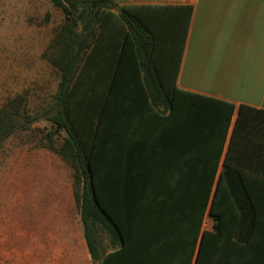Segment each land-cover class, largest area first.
<instances>
[{
  "label": "trees",
  "instance_id": "trees-1",
  "mask_svg": "<svg viewBox=\"0 0 264 264\" xmlns=\"http://www.w3.org/2000/svg\"><path fill=\"white\" fill-rule=\"evenodd\" d=\"M52 3L64 20L43 59L60 73V88L43 117L53 128L49 149L73 170L74 197L94 263L116 257L120 264H264V159L261 167L247 165L253 171L244 172L243 160L222 158L233 104L178 96L190 14L121 6L116 0ZM142 88L155 106L171 102L170 119L188 140L178 161L173 159L178 171L166 176L172 179L164 187L154 173H141L135 158L121 157L123 138L133 146L134 136H125L119 123L132 119L130 106L146 100ZM13 110L0 114L5 138L19 128L14 117L20 111ZM40 118L27 116L26 122ZM201 131L214 140L205 156L196 154ZM54 134H63L58 147ZM185 169L192 184L184 182ZM208 217L213 228L203 230ZM99 232L116 249L102 261Z\"/></svg>",
  "mask_w": 264,
  "mask_h": 264
},
{
  "label": "crops",
  "instance_id": "crops-1",
  "mask_svg": "<svg viewBox=\"0 0 264 264\" xmlns=\"http://www.w3.org/2000/svg\"><path fill=\"white\" fill-rule=\"evenodd\" d=\"M5 3L0 0V4ZM120 5L181 8L190 14L177 77V89L183 94L178 96L203 95L233 104L235 112L222 158L229 154L243 160L244 172L253 171L247 170V165L261 167L264 159V0H120ZM57 79L52 91L39 83L22 92L23 121L18 129L27 131L28 127L46 121L44 110L59 93V72ZM142 92L141 98L146 96V100L130 106L134 111L132 119L119 123L125 136H134L133 146L123 138L121 157L135 158L136 168L141 173H154L155 182L164 187L172 179L166 176L178 171L173 159L178 161L176 155L182 153L179 148L188 140L170 119L171 102L164 98L165 103L155 106L143 88ZM159 100L163 101L162 97ZM241 107L246 108L243 113ZM33 109H36L34 115L30 111ZM39 114L40 119L27 124V116ZM17 131L7 138L0 134V147ZM206 135L201 131L196 139L199 156L209 152V144L214 146V140ZM221 170L222 163L218 173ZM183 173L184 182L192 184L188 170ZM27 186L0 182V264H95L74 193L46 198L36 192L29 196L25 192L29 189ZM205 224L203 230H211L204 229ZM99 250L101 261L116 252L110 243ZM109 264L120 263L113 257Z\"/></svg>",
  "mask_w": 264,
  "mask_h": 264
},
{
  "label": "rangeland",
  "instance_id": "rangeland-1",
  "mask_svg": "<svg viewBox=\"0 0 264 264\" xmlns=\"http://www.w3.org/2000/svg\"><path fill=\"white\" fill-rule=\"evenodd\" d=\"M1 1L6 3L0 4V114L6 110L13 113L14 106L21 112L20 100L27 88L40 83L52 91V84L56 86L58 72L42 59L41 53L47 50L64 20L62 10L52 0ZM30 111L36 114V109ZM22 121L21 114L14 117L17 127ZM52 130L50 122H40L27 131L18 129L12 139L2 143L0 182L27 184L29 189L25 192L29 196L36 192L46 198L74 193L72 168L49 149L47 136ZM62 138L63 134H54L57 147ZM205 222L204 229L212 230L213 221L208 217ZM96 237L101 249L109 246L105 233L99 232Z\"/></svg>",
  "mask_w": 264,
  "mask_h": 264
}]
</instances>
